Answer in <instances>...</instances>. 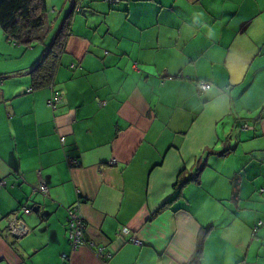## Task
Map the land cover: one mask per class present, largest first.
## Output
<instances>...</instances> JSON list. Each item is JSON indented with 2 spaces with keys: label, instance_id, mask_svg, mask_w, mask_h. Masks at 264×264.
I'll list each match as a JSON object with an SVG mask.
<instances>
[{
  "label": "crops",
  "instance_id": "crops-1",
  "mask_svg": "<svg viewBox=\"0 0 264 264\" xmlns=\"http://www.w3.org/2000/svg\"><path fill=\"white\" fill-rule=\"evenodd\" d=\"M46 6L43 43L0 28V264H188L204 233L201 264H264V0ZM72 11L54 82L32 90ZM78 202L101 255L69 246Z\"/></svg>",
  "mask_w": 264,
  "mask_h": 264
},
{
  "label": "trees",
  "instance_id": "trees-1",
  "mask_svg": "<svg viewBox=\"0 0 264 264\" xmlns=\"http://www.w3.org/2000/svg\"><path fill=\"white\" fill-rule=\"evenodd\" d=\"M72 15H73V11L66 16L62 27L57 31V33L52 38V41L48 46V48L46 49L43 57L40 59V61L37 63L34 69L30 72L29 75L31 78L32 90H39L49 87L54 82V77L59 64V57L64 52L66 42L69 37ZM0 28L3 30L8 40L13 41L16 44L22 45L26 48H30L36 44L43 43L45 41V37L49 28L46 0H0ZM200 82H205V81H199L198 84ZM205 83H207L210 87V84L208 82ZM246 128L247 125H242V129H246ZM197 172L198 171H196V173ZM45 188L47 190L45 193L42 192L41 186H39V188L35 189L34 191L47 195L48 189L46 186ZM74 206L75 205L69 207L68 211L69 209H72ZM68 211H67L66 226L68 225V217H69ZM18 213L25 215L22 213L21 208L18 211ZM14 215H18L19 218L21 217L19 214H14ZM23 222L25 223L24 220ZM258 226H261V224H259ZM8 232L10 234L9 227H8ZM254 232H256V229L254 230ZM30 233L31 230L29 229L28 233L20 238L13 237L11 234L10 235L14 240H21L27 237ZM67 234H68V243H69L70 240H69L68 231ZM204 236L205 233L201 235L199 239L200 245L188 264H201V255H200L201 242H203ZM81 246L77 247V249L80 248Z\"/></svg>",
  "mask_w": 264,
  "mask_h": 264
},
{
  "label": "built area",
  "instance_id": "built-area-1",
  "mask_svg": "<svg viewBox=\"0 0 264 264\" xmlns=\"http://www.w3.org/2000/svg\"><path fill=\"white\" fill-rule=\"evenodd\" d=\"M118 0H110V3H117ZM78 11V9H77ZM162 81L158 80V84H161ZM209 85L205 82H200L198 84V90L201 93H204L207 91ZM27 93H30L31 90H27ZM62 96L58 92H54L52 97L48 100V105L52 108L55 109L59 103L61 102ZM41 190L43 193H45L47 190L45 186H41ZM81 205L80 202L75 204V206L72 209H69V217H68V232H69V240H70V246L73 250L77 249V247L83 245L87 246L90 250L96 249L98 254L101 255L102 252L104 251V248L102 247H97L92 241H87L84 236V231H85V222L84 218L81 213ZM21 211L23 214L27 215L30 213V209L27 207H22ZM12 221L9 224V231L10 234L13 237L20 238L28 233V227L25 225L23 220H21L18 215H14L12 217ZM125 231V230H124ZM126 232V231H125ZM135 244L138 245V242H135Z\"/></svg>",
  "mask_w": 264,
  "mask_h": 264
},
{
  "label": "rangeland",
  "instance_id": "rangeland-1",
  "mask_svg": "<svg viewBox=\"0 0 264 264\" xmlns=\"http://www.w3.org/2000/svg\"><path fill=\"white\" fill-rule=\"evenodd\" d=\"M60 9V8H59ZM53 13H52V6H49V8H48V19H49V25L50 26H52V24L51 23H53V19L52 18H54V17H52L51 15H52ZM54 25V24H53ZM57 29V31H58V27L56 28ZM56 29H54L53 28V33H52V38L54 37V35H55V33L57 32V31H55ZM50 30V28H48V31ZM48 31H47V33H48Z\"/></svg>",
  "mask_w": 264,
  "mask_h": 264
},
{
  "label": "water",
  "instance_id": "water-1",
  "mask_svg": "<svg viewBox=\"0 0 264 264\" xmlns=\"http://www.w3.org/2000/svg\"><path fill=\"white\" fill-rule=\"evenodd\" d=\"M77 9L79 10V8H76V11H77ZM62 27V26H61Z\"/></svg>",
  "mask_w": 264,
  "mask_h": 264
}]
</instances>
